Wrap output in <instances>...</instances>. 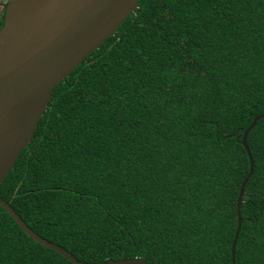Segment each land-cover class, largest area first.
I'll list each match as a JSON object with an SVG mask.
<instances>
[{"label": "trees", "instance_id": "obj_1", "mask_svg": "<svg viewBox=\"0 0 264 264\" xmlns=\"http://www.w3.org/2000/svg\"><path fill=\"white\" fill-rule=\"evenodd\" d=\"M259 115L264 0H139L54 89L0 195L85 264H232ZM247 143L235 264H264V119ZM0 264L71 263L0 207Z\"/></svg>", "mask_w": 264, "mask_h": 264}, {"label": "water", "instance_id": "obj_2", "mask_svg": "<svg viewBox=\"0 0 264 264\" xmlns=\"http://www.w3.org/2000/svg\"><path fill=\"white\" fill-rule=\"evenodd\" d=\"M139 0H9L0 29V186L21 152L34 140L54 89L102 44L112 37L138 9ZM264 115L254 118L240 143L248 154V176L237 201L235 247L242 223L240 207L245 186L253 174L247 136ZM2 207L35 242L78 261L64 248L36 234L5 202ZM102 264H146L141 258L108 261Z\"/></svg>", "mask_w": 264, "mask_h": 264}]
</instances>
